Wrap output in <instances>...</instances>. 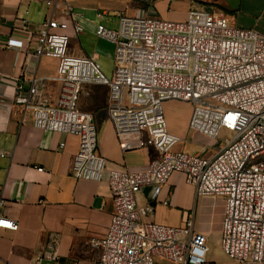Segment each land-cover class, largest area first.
Masks as SVG:
<instances>
[{"label":"built area","instance_id":"built-area-1","mask_svg":"<svg viewBox=\"0 0 264 264\" xmlns=\"http://www.w3.org/2000/svg\"><path fill=\"white\" fill-rule=\"evenodd\" d=\"M38 1L52 11L34 37L5 36L0 48L58 60L51 79L61 89L54 104L39 98L36 77H28L25 70L7 77L15 83L14 102L24 114L32 113L34 126L79 137L73 176L102 181L108 169V160L98 153L94 116L79 106L84 86L91 82L109 86L108 112L121 149L136 148L129 136H137V147L158 151L143 170L108 171L114 213L106 234L91 240L101 251V262H207V236L196 229L194 213L183 226L163 225L152 220V205L138 203L143 188L154 187L156 197L179 172L197 196L224 198L222 251L243 264H264V34L202 8L190 9L184 20L165 19L156 11L121 14L117 29L100 23L96 30L97 36L115 46L109 77L96 55L70 52V24L54 11L60 0ZM64 12L71 15L73 9L68 5ZM20 23L25 31L32 29L27 19ZM72 27L83 31L78 22ZM168 101L191 104L189 129L214 140L224 129L232 137L210 156L176 149L182 137L169 130L164 109ZM3 205L0 198V228L18 230L19 222L1 212ZM58 242L57 237L50 240L45 257L57 259Z\"/></svg>","mask_w":264,"mask_h":264},{"label":"crops","instance_id":"crops-1","mask_svg":"<svg viewBox=\"0 0 264 264\" xmlns=\"http://www.w3.org/2000/svg\"><path fill=\"white\" fill-rule=\"evenodd\" d=\"M176 1L184 4L187 13L192 8L220 12L233 25L264 34V0L166 2L171 5ZM157 4L156 0H60L54 11L57 18L70 24L67 33L71 53L113 60L115 46L97 36V26L101 23L117 29L121 14L157 12ZM68 5L73 9L71 15L64 12ZM51 11L38 0H0V38L13 35L31 39ZM22 18L31 23L30 31L23 29ZM75 22L83 26L82 32L74 31ZM57 68L56 58H38L23 49L0 48V198L4 200L1 212L19 222L18 230L0 228V264H103L101 251L91 240L106 234L114 213L108 171L143 170L158 156L154 147H137V136H129L136 148L121 149L108 112L109 86L91 82L84 86L79 106L94 116L98 153L108 160V169L102 181L75 178L72 165L79 137L34 126L32 113L24 114L14 102L15 83L7 77L25 70L28 77H36L39 98L54 104L61 89L60 83L51 79ZM30 84L28 80L25 82L26 87ZM170 102L173 101L167 103ZM184 103L188 105L183 121L188 131L192 106ZM169 127L171 133L180 136L171 120ZM61 143L65 145L62 147ZM41 167L43 171L38 170ZM137 199L140 206L152 205V220L163 225L183 226L194 213L196 229L207 236L205 264H243L230 259L220 247L223 197L197 196L195 187L183 173L177 172L156 197L154 187L150 186L143 188ZM56 237L57 259L45 257L50 240ZM157 263L176 264L167 259H158Z\"/></svg>","mask_w":264,"mask_h":264},{"label":"rangeland","instance_id":"rangeland-1","mask_svg":"<svg viewBox=\"0 0 264 264\" xmlns=\"http://www.w3.org/2000/svg\"><path fill=\"white\" fill-rule=\"evenodd\" d=\"M149 1V0H145ZM153 1V0H151ZM157 13L160 17L170 20H184L187 17V11L184 4L180 1L173 2L171 5L166 2L167 0H156ZM102 70L110 77L113 73L114 61L100 59ZM165 114L170 126V120L177 128L182 137V141L177 144L176 149L188 151L191 153H204L205 155H213L217 148L226 143L227 138H231L233 133L227 130H221L218 139H211L200 135L199 133L185 129L184 116L188 109V105L181 101H173L166 103L164 106ZM170 128V127H169ZM187 131V132H186Z\"/></svg>","mask_w":264,"mask_h":264}]
</instances>
